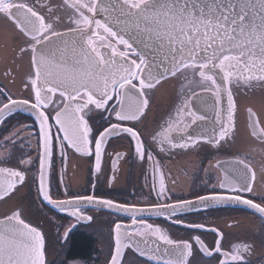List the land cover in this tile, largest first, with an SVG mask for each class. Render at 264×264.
<instances>
[{
	"label": "snow or ice",
	"instance_id": "snow-or-ice-1",
	"mask_svg": "<svg viewBox=\"0 0 264 264\" xmlns=\"http://www.w3.org/2000/svg\"><path fill=\"white\" fill-rule=\"evenodd\" d=\"M0 18L10 26L0 31L2 75L13 85L19 79L27 93L15 97L7 85L0 87V124L17 113L34 117L33 125L21 124L0 138V202L21 192L38 160L42 201L77 223L94 219L82 206H102L131 220L115 223L107 264H135V255L156 264H196L190 240L172 238L145 214L181 224L185 211L235 203L264 217V193L256 192L264 183V0H0ZM171 82L179 102L150 133L158 151L235 149L230 160L210 164L221 174L215 183L206 175L211 191L195 201L169 202L166 175L138 127L146 129L155 94ZM241 91L251 97L243 109ZM94 113L106 121L103 130L90 123ZM120 135L131 138L140 161L152 163L146 186L154 202L119 203L67 191L68 198H53L49 174L57 152L62 162L69 148L94 154L99 173L107 144ZM257 195L259 202L250 198ZM74 227L64 231L65 241ZM211 231L218 236L214 247L199 235L192 238L200 253L223 256L219 264H248L255 239L223 251V233ZM259 243L264 245V231ZM46 252V234L27 219L22 204L0 214V264H48Z\"/></svg>",
	"mask_w": 264,
	"mask_h": 264
},
{
	"label": "flooded vegetation",
	"instance_id": "flooded-vegetation-1",
	"mask_svg": "<svg viewBox=\"0 0 264 264\" xmlns=\"http://www.w3.org/2000/svg\"><path fill=\"white\" fill-rule=\"evenodd\" d=\"M0 18V31L6 26V22H2ZM2 66H0V87L7 85L11 90V93L15 97L27 95L23 91L22 85L17 79L15 85L5 80L2 73ZM167 91V92H166ZM164 92H166L164 94ZM179 101L177 88L174 87L163 92H157L154 98L153 110L149 114V119L146 121V129L143 125H138L144 134V139L148 150L151 151L155 160L160 162V167L164 171L168 188L170 189L168 195L173 202L177 199H195L198 195H205L211 191L210 187L205 185L206 175L211 178V182L215 183L217 177L221 174L220 169L210 168V164H215L217 160L228 161L231 159L234 148H225L217 150L210 146L198 147V154L196 160H194V154L192 157H188V151H178L174 153H160L158 149L152 144L148 126L159 124L170 111V106L174 102ZM94 120L90 121L94 128L103 130V127H107L106 121L99 118V115L94 113ZM34 117L26 113H17L9 117L4 124H0V138L8 135L14 128L19 127L21 124L33 125ZM34 127H38L35 126ZM55 132L56 129L53 128ZM62 135V133H60ZM35 140L33 139V144ZM116 153H121L120 159H116ZM181 153V154H179ZM31 154L36 157L37 153L33 149ZM178 154V155H177ZM19 155V153H17ZM177 155V156H176ZM55 165L54 171L50 172L49 180L51 183V190L54 199H66L65 192L71 195H96L98 197H106L113 199L119 203H139L141 205L146 203H152L155 201V193L149 196L150 188L146 184L152 183V163L147 159L140 161L134 152V142L130 137L126 135L113 136L105 148V153L101 162V171L95 172V157L82 156L76 153L73 149H67L66 160L62 162L59 153L54 157ZM115 161L116 167L113 169V162ZM125 161V162H123ZM121 163H124L121 168ZM204 169H208L206 174ZM78 170L80 172H78ZM175 179L176 183L172 184L171 181ZM38 183H39V161L34 163L33 171L29 174V180L27 185L23 187V194L20 196L22 202H24L29 214L38 221L44 227L47 233L48 241L50 242L51 251L60 252L70 247L71 237L73 233H85L90 240L91 236L94 238L93 229H97L98 232L108 233L111 237V225L115 222L126 223L129 221V217L118 213L115 210L110 212L109 210H103L96 206H82L87 215L93 216L92 222H79L76 227L72 228L67 241L63 239L64 231L72 225L75 221L74 217L68 214L59 213L57 209H54L47 202L42 201V198H38ZM217 191H222L217 189ZM257 193H264V183H258L256 186ZM248 195V194H245ZM257 202L260 200V196L250 197ZM90 210V211H89ZM91 213V214H90ZM144 219L154 225H160L163 228L170 231L171 236L187 240H192L196 235H199L205 244L210 248L215 246V241L218 236L215 232H212V228H216L223 233L222 250H229L233 244L242 240H256L255 251L246 256L248 264H264V245L259 243V237L262 231H264V217H261L255 210L248 208L243 204L229 203L225 205H219L211 208H195L192 211H185L181 214L180 218L183 223L176 224L172 220L164 216H153L145 214ZM217 218V223L208 224L206 219ZM225 218V220H221ZM188 224H204L203 229L189 228ZM93 228V229H92ZM106 235V234H105ZM55 238V239H54ZM56 241V244H52ZM93 244H94V240ZM196 252L195 258L204 260L209 264H219V260L223 259V256L214 254L212 257H206L199 252L198 245H195V241L192 240ZM113 239H109L107 242L108 256L112 250ZM107 256V258H108ZM80 258V257H79ZM106 258V260H107ZM133 257H129L132 259ZM254 263H253V262Z\"/></svg>",
	"mask_w": 264,
	"mask_h": 264
},
{
	"label": "rangeland",
	"instance_id": "rangeland-1",
	"mask_svg": "<svg viewBox=\"0 0 264 264\" xmlns=\"http://www.w3.org/2000/svg\"><path fill=\"white\" fill-rule=\"evenodd\" d=\"M2 23V22H1ZM3 26H5L4 23H2ZM3 70V68H2ZM1 73V71H0ZM167 92V91H166ZM164 92V94L166 93ZM251 97L250 96H245L243 94H238L237 95V99H238V102L240 103L241 105V109H243V105L246 104L248 102V100L250 99ZM178 103L177 102H174V104L172 106H170V110L175 106V104ZM241 119H243V111H241ZM157 125L154 123L153 125L151 126H148V130H150L152 132V130L154 128H156ZM178 151H184V150H178ZM198 149H193V150H188L189 154L187 156L186 159H188V157H192L191 156V153L194 154V152L196 153L194 155V160H196V157H197V154H198ZM181 154V153H179ZM178 155V154H177ZM176 155V156H177ZM125 162V161H123ZM124 163H121V168L123 167ZM81 171V170H80ZM78 170V172H80ZM23 191L24 189L22 188L21 189V194H17V197H16V200L18 203L20 204H23L24 205V202H22V200L20 199V196L23 194ZM101 198H104V199H108L106 197H101ZM117 202V201H116ZM15 203H8V204H4V203H1L0 205V211H7L10 207L14 206ZM25 208V211L27 213L29 217H27L28 219H31L33 221H35L37 223V225L41 226L40 228L42 229V231H44V233L46 234V248H47V251L50 252L51 254H55V257L53 258V260L50 262V264H73V262H76V264H105L106 263V258L108 256V250H107V242L109 241V239H113V232H112V229L114 228L115 226V223H118V222H115L114 224L111 225V237H109L108 233H101V232H98L97 229H93L92 232H95L94 234V238L91 236L92 240H94V252L91 254V256H87L85 257L84 259L83 258H79V257H73V258H70L67 256L68 252H67V249L63 250L62 251V254H60V252H54V251H51V248H50V242L48 241V238H47V233L46 231L44 230V227L38 223V221H36L31 214H29V211L26 209V206L24 207ZM100 208V207H99ZM103 210H109L110 212L114 211V210H110V209H107L105 207H103ZM90 211V210H89ZM91 214V213H90ZM222 221L225 220V218L221 219ZM131 221V220H130ZM218 219L217 218H208L206 219V223L208 224H212V223H217ZM120 223V222H119ZM126 223H128V221H126ZM124 223V224H126ZM204 225V224H203ZM69 228V227H68ZM167 230V229H166ZM72 231V230H71ZM167 232L170 234V231L167 230ZM106 234V235H105ZM171 235V234H170ZM172 238L174 239H177V240H181L182 237L180 238H177V237H174L172 236ZM55 239V238H54ZM192 239V238H191ZM55 241V240H54ZM191 242H193L192 240H190ZM204 241V240H203ZM52 244H56V241ZM113 245H114V241H113ZM113 247V246H112ZM50 259V258H49ZM48 260V259H47ZM49 261V260H48ZM195 261H196V264H209L208 262L206 261H202L200 260L199 258H195ZM253 262V261H252ZM254 263V262H253ZM135 264H155L153 262H151L150 260L147 262V261H135Z\"/></svg>",
	"mask_w": 264,
	"mask_h": 264
},
{
	"label": "trees",
	"instance_id": "trees-1",
	"mask_svg": "<svg viewBox=\"0 0 264 264\" xmlns=\"http://www.w3.org/2000/svg\"><path fill=\"white\" fill-rule=\"evenodd\" d=\"M67 252V256L70 258L80 257L84 259L87 256H91L94 252L93 241L84 232H75L71 237L70 247Z\"/></svg>",
	"mask_w": 264,
	"mask_h": 264
},
{
	"label": "water",
	"instance_id": "water-1",
	"mask_svg": "<svg viewBox=\"0 0 264 264\" xmlns=\"http://www.w3.org/2000/svg\"><path fill=\"white\" fill-rule=\"evenodd\" d=\"M5 20L3 19V21H1V22H4ZM8 27H10L9 25H8ZM177 94H178V88H177ZM239 94H243L244 95V93L241 91ZM179 102V101H178ZM24 113V112H23ZM25 113H27V112H25ZM209 115L211 116V113H209ZM22 193V192H21ZM20 193V194H21ZM19 194V193H18ZM17 197V196H16ZM16 197L12 200V201H10L9 203H15V205L16 204H20V203H18L17 202V200H16ZM192 201H195V199H191ZM1 203L2 202H0V205H1ZM23 205V204H22ZM49 205V204H48ZM23 207H25V204L23 205ZM54 208V207H53ZM101 209H103V207L101 206L100 207ZM196 208H201V206H198V207H196ZM54 209H56V208H54ZM57 211L58 212H62V213H64V214H67L66 212H63V211H60L59 209H57ZM4 212H6V211H0V214H2V213H4ZM25 214H26V217H29L30 218V216H28L27 215V213H26V211H25ZM28 219V218H27ZM34 225H37V223L35 222V221H33V220H31V219H29ZM83 222V221H82ZM78 223L76 222V220L72 223V225H77ZM126 224H131V221L129 220L128 221V223H126ZM41 227V226H40ZM162 227V226H161ZM68 229V228H67ZM42 230V229H41ZM44 232V231H43ZM137 257H140V256H138V255H136ZM55 257V254H51L50 252H46V259H48L47 261H48V264H50V262L53 260V258ZM50 258V259H49ZM140 258H142V259H145V260H147V261H149V259L147 258V256H144V257H140ZM110 259V256L108 257V259L106 260V264H107V261ZM151 262H153V263H155L156 264V262L155 261H153V260H150Z\"/></svg>",
	"mask_w": 264,
	"mask_h": 264
},
{
	"label": "bare ground",
	"instance_id": "bare-ground-1",
	"mask_svg": "<svg viewBox=\"0 0 264 264\" xmlns=\"http://www.w3.org/2000/svg\"><path fill=\"white\" fill-rule=\"evenodd\" d=\"M174 87L178 88V86L175 84V82H171V83L166 84L159 92H163L165 90H169V89H172Z\"/></svg>",
	"mask_w": 264,
	"mask_h": 264
}]
</instances>
